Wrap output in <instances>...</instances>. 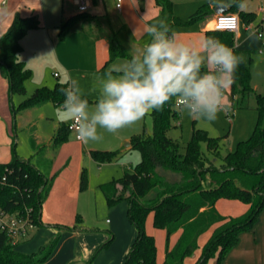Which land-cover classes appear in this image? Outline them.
<instances>
[{
    "label": "trees",
    "instance_id": "obj_1",
    "mask_svg": "<svg viewBox=\"0 0 264 264\" xmlns=\"http://www.w3.org/2000/svg\"><path fill=\"white\" fill-rule=\"evenodd\" d=\"M155 2L162 14L168 16L170 30L176 25L200 21L211 13L209 4H203L188 19H182L174 15L171 0ZM87 12L72 16L62 24L61 35L81 20L96 18ZM228 12H238L247 23L256 16L254 12L239 10L234 4ZM99 18L96 23L109 37L110 57L107 63L118 58L131 59L132 55L119 41L116 32ZM38 25L39 20L35 16L17 15L0 40V63L9 76L13 93L26 94V81L31 77L32 70L19 58L23 49L21 40ZM206 35L234 48L233 32L213 29L208 30ZM102 69L108 70L107 64ZM251 80L250 63L245 60L235 73L229 99L234 105L235 101L242 103L246 97L255 95L258 120L252 135L241 140L234 151L222 155L220 144L223 137L211 136L206 130L195 128L182 152L181 142L168 135L174 120L179 117L174 102L165 104L160 111L151 112L154 124L152 134L137 133L131 137L130 147L125 151L138 149L142 159L133 171H126L121 177L100 185L110 206L122 201L130 203L128 215L138 235L123 264H158L156 238L146 231V221L151 212L154 227L166 232V253L162 264H184L185 258L198 249L199 237L213 227L212 235L194 264H208L214 258L220 264L227 252L238 243L240 233L252 229L264 209V93L256 92ZM66 86L58 81L54 87H38L20 103L19 108L42 102L60 105L64 100L60 89ZM70 133L69 123L58 126L53 137L55 150L69 141ZM203 143L207 145V152L202 148ZM121 153L122 150L90 151L100 164L111 162ZM51 163L52 160L43 158L37 161L38 167L18 158L0 163V173L7 176V183L0 186V205L18 211L26 205L31 207L37 227L41 226L42 205L56 176H49ZM169 175L174 178H169ZM87 186L88 177L83 168L80 189ZM220 199L239 200L249 204V209L238 216L224 215L216 206ZM81 219V215L77 214L76 221L79 223ZM176 234L179 235L177 241L170 247V239ZM58 239L46 252L25 253L18 249L20 243H14L0 231V264H40L49 257Z\"/></svg>",
    "mask_w": 264,
    "mask_h": 264
},
{
    "label": "crops",
    "instance_id": "obj_2",
    "mask_svg": "<svg viewBox=\"0 0 264 264\" xmlns=\"http://www.w3.org/2000/svg\"><path fill=\"white\" fill-rule=\"evenodd\" d=\"M116 1L90 0L91 6L87 13L96 16V18L81 20L61 35L62 24L70 17L82 13L75 4V0H61V2L60 0H0V40L17 15L35 16L39 20L38 27L30 29L21 40L23 49L19 58L32 70L31 77L26 81V94L12 92L9 76L0 63V163H7L18 158L38 167L37 161L40 158L34 154H36V148L42 145V137L35 120L29 118L34 109L42 108L53 102L37 103L27 108H19V105L36 88L51 87L52 74L56 78L63 76L64 83L69 78L76 80L83 97L88 99L90 107H93L99 97L102 81L106 78L109 69L114 64L129 60L118 58L107 63L110 57L109 37L96 23L99 17L116 32L119 41L132 56L139 54L145 42L150 39L144 32L148 25L161 19L168 23V16L162 14L155 0H123L121 10L117 9ZM171 1L174 15L182 19H188L201 5L209 4L211 13L204 19L192 24L176 25L171 30L178 39L192 43H199L206 37V32L213 30V21L216 15L223 10L228 12L233 6L226 7L230 0ZM255 3L257 7L254 9L243 10L256 14L255 19L249 22L252 25L251 28L248 29L247 24L249 23L240 18V27L236 32H233L235 38L233 51L235 53L257 50L260 54H264V40L251 41L247 38L250 31H255L258 28L262 29V32L264 31L263 24L257 23L259 14L262 16V21L264 19V10H261V7H264V2L256 0ZM67 4H71L75 8L72 13H68L67 8L70 7ZM175 28L176 30H174ZM81 41L83 45L80 47L78 45ZM261 49L262 51H260ZM106 64L108 70H103L102 68ZM48 67L46 72L45 68ZM54 67H57L58 70L51 72ZM55 72L58 73V76H55ZM30 92L32 93L30 94ZM17 95L20 97L17 98ZM230 102L232 103L231 100ZM232 104L231 106L234 107ZM58 115L59 120L54 134L59 125L71 122L64 111ZM40 117H47L46 112L42 113ZM27 122L33 124L34 133L28 142L24 139L23 149L20 150V134L25 129L24 126ZM54 134L48 138L49 151L41 155V158L47 161L52 160L49 176L56 174L42 205L41 220L43 224L37 227L30 236L20 240L18 249L25 253L41 252L42 250V252H46L52 242L59 237L49 257L40 264H123L138 235V231L128 215L130 203L122 201L113 206L116 218L107 219V222L111 224L110 237L97 226H84L78 223L76 215L80 214L78 210L80 175L83 169L82 156L85 154L84 143L77 138L71 140L69 135V141L55 150L53 147ZM125 140L128 141V137H125ZM126 146V149L130 147V141ZM169 178H174V176L169 175ZM229 201L235 206L237 202H241L239 200ZM243 204L246 206L243 209L244 213L249 209V204ZM216 206L219 207V200ZM263 211L264 209L251 230L240 233L238 243L227 252L220 264H256L257 260L263 264L264 240L258 235L261 229L264 231V218H261ZM213 231L214 227L199 237L198 249L193 255L185 258L184 264H194L197 261ZM178 236L176 234L171 237L170 247L175 244ZM204 236L206 239H203ZM165 253L166 249L162 251L159 258L157 244L158 264L163 263ZM208 264H217V259H211Z\"/></svg>",
    "mask_w": 264,
    "mask_h": 264
},
{
    "label": "clouds",
    "instance_id": "obj_3",
    "mask_svg": "<svg viewBox=\"0 0 264 264\" xmlns=\"http://www.w3.org/2000/svg\"><path fill=\"white\" fill-rule=\"evenodd\" d=\"M233 4L240 10L247 8V0H230L226 7ZM144 32L150 39L142 51L109 69L93 107L76 80L69 78L60 89L61 108L83 143L102 140L100 129L116 134L131 127L169 102L188 117L208 122L231 109L228 91L245 61L243 55L212 36L199 43L182 41L163 19ZM247 38L262 41L264 32L250 31Z\"/></svg>",
    "mask_w": 264,
    "mask_h": 264
},
{
    "label": "rangeland",
    "instance_id": "obj_4",
    "mask_svg": "<svg viewBox=\"0 0 264 264\" xmlns=\"http://www.w3.org/2000/svg\"><path fill=\"white\" fill-rule=\"evenodd\" d=\"M254 1L256 2V0H248L247 8L254 9V7H257V4ZM67 6L70 7L67 8V10H69L68 13H72L75 8H73L71 4H67ZM259 16L260 17L257 19V23H262L264 28V19L262 21V16L260 14ZM174 30H176V28ZM79 44L80 45L78 46L81 47L83 45L82 41ZM236 53L238 55H243L245 60L250 63L252 72L251 83L256 92L264 93V54H260L257 50H246L244 52L237 51ZM48 69L49 67L45 68V71L47 72ZM54 70H58V68H52L51 72ZM51 77L53 78L51 87H53V85H55L58 81L64 82L63 76L61 78H56L52 74ZM230 90L231 88L228 93H230ZM31 93L32 92H30V94ZM19 97L20 95H17V98ZM61 105L62 104L55 105L54 103H50L42 108H36L32 111L31 117L29 118L35 120L42 137V145H40L39 148H36V154H34L40 159L42 157L41 155L49 151L48 138L54 134L55 127L59 120L58 114L63 112ZM175 109L178 111L179 117L174 120V125L168 131V135L181 142L182 152L185 151V144L191 139L194 129L200 128L206 130L211 136L223 137L220 144V152L222 155H225L230 151H234L241 140H246L252 135L258 120L255 95L246 97L242 103H237L235 101L234 107L231 106V109L226 113H220L218 119L214 122H208L202 119L196 120L182 113L177 106H175ZM45 112L47 117L41 118L40 115ZM32 126L33 124L27 122L24 126L25 129L21 131V142L19 144L20 150L23 149L24 139L28 142L29 138H31L34 133ZM153 129V117L150 113L143 120L137 122L131 127H126L120 130L116 134L108 133L103 129H100L99 131L103 135L102 140L99 142L84 143L83 148L85 154L82 156V165L87 173L88 186L83 190L80 189L79 193L78 212L82 218L79 223L84 226H97L104 234L109 237L111 236V224L107 222V219L113 220L116 216L113 213V206L108 204L100 185L113 178L121 177L126 171H133L134 166L142 159V154L140 150L135 148L125 151L127 147L126 145L129 143L133 135L137 133L152 134ZM125 137H128V141L125 140ZM75 138L76 134L71 131L70 139L75 140ZM202 148L205 152H207L206 143L202 144ZM91 149L107 151L122 150V153L118 156V158L112 160L111 162L100 164L91 156V154H89V150ZM27 151H29L28 148ZM236 204L237 205L235 206L229 200L221 199L219 200L218 208L220 213L224 215L238 216L243 213V209L246 206L241 202H237ZM261 218H264V211ZM146 231L149 234H154L156 236L155 238L158 244V254L160 258L162 251L165 250L166 247V232L163 229L154 227L152 212L148 215L146 221ZM258 235L264 240L263 229L258 232ZM205 236H207V234H205ZM205 236L203 239H206ZM260 263L261 262L258 260L256 261V264Z\"/></svg>",
    "mask_w": 264,
    "mask_h": 264
},
{
    "label": "built area",
    "instance_id": "obj_5",
    "mask_svg": "<svg viewBox=\"0 0 264 264\" xmlns=\"http://www.w3.org/2000/svg\"><path fill=\"white\" fill-rule=\"evenodd\" d=\"M75 4L81 12L88 11L91 3L90 0H75ZM123 0L116 1L117 9H122ZM264 10V7H261ZM237 17L234 21L232 17ZM251 24H247V28H251ZM240 27V17L237 13L221 12L216 15L213 21V29L219 31L236 32ZM262 32L261 29H257ZM264 45V42H263ZM262 51V49L260 50ZM58 76V73H54ZM72 121L69 123V129L75 132L72 127ZM76 134V133H75ZM77 138V136H76ZM79 140V139H77ZM80 141V140H79ZM7 183L6 174L0 173V186ZM37 228L35 218L33 216V209L29 206H24L22 210L7 209L0 205V231L6 233L14 243L23 240L30 236Z\"/></svg>",
    "mask_w": 264,
    "mask_h": 264
},
{
    "label": "water",
    "instance_id": "obj_6",
    "mask_svg": "<svg viewBox=\"0 0 264 264\" xmlns=\"http://www.w3.org/2000/svg\"><path fill=\"white\" fill-rule=\"evenodd\" d=\"M218 12H220V11H218ZM221 12H226L225 10H223V11H221Z\"/></svg>",
    "mask_w": 264,
    "mask_h": 264
}]
</instances>
